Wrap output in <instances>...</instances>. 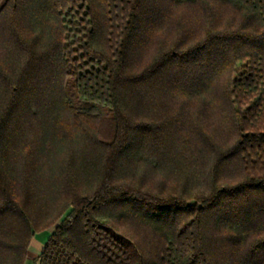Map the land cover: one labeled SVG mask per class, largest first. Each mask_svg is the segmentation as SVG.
<instances>
[{
  "label": "trees",
  "instance_id": "1",
  "mask_svg": "<svg viewBox=\"0 0 264 264\" xmlns=\"http://www.w3.org/2000/svg\"><path fill=\"white\" fill-rule=\"evenodd\" d=\"M47 229L33 264H264V0H0V264Z\"/></svg>",
  "mask_w": 264,
  "mask_h": 264
},
{
  "label": "rangeland",
  "instance_id": "2",
  "mask_svg": "<svg viewBox=\"0 0 264 264\" xmlns=\"http://www.w3.org/2000/svg\"><path fill=\"white\" fill-rule=\"evenodd\" d=\"M92 112L96 113L97 110H93ZM49 233H50V229H47V230L38 232L34 236L30 244V247L28 249V254H27L25 264H33L34 258L39 254L40 247L48 238Z\"/></svg>",
  "mask_w": 264,
  "mask_h": 264
},
{
  "label": "crops",
  "instance_id": "3",
  "mask_svg": "<svg viewBox=\"0 0 264 264\" xmlns=\"http://www.w3.org/2000/svg\"><path fill=\"white\" fill-rule=\"evenodd\" d=\"M42 246V245H41ZM41 248V247H40Z\"/></svg>",
  "mask_w": 264,
  "mask_h": 264
}]
</instances>
